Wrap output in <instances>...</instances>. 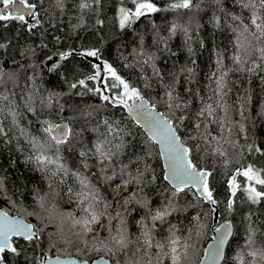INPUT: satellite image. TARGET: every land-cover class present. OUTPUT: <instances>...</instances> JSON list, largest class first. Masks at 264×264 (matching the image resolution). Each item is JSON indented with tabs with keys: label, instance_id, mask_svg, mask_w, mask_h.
<instances>
[{
	"label": "snow or ice",
	"instance_id": "obj_1",
	"mask_svg": "<svg viewBox=\"0 0 264 264\" xmlns=\"http://www.w3.org/2000/svg\"><path fill=\"white\" fill-rule=\"evenodd\" d=\"M38 3L42 5L44 0H0V20L20 21L31 32L41 24ZM216 3L220 4L221 0H216ZM235 3L242 12L246 10L248 15L245 22L243 15L230 14L233 22H236V26L231 29L234 33L228 56L231 67L224 64L223 52L217 51V71L211 74L215 87L209 85L211 94L199 97L201 106L195 111H192L190 101L177 90L180 83L179 73L186 71L191 74L192 70L181 68L179 73H171L169 82H165V74L157 65L160 57L156 52L143 49V36L139 38L141 50H134L136 56L141 58L138 63L141 64L143 83L139 86L121 76L107 61H102L99 48L80 53L98 61L93 65V75L87 78L98 80L102 85L94 91L104 101L127 109L132 122L143 131L144 139L139 143L142 155H137L135 160L129 159L128 164H120L119 172L116 171L120 157L133 147L132 141L126 140V137L135 139L131 130L122 127L120 122L104 121L102 125L92 128L91 131L96 136L89 146L83 141L82 133H73V129L67 124L40 121L45 139L27 137L33 154L26 159L34 163L38 171L45 173L49 191L44 195L37 194L38 211L20 210L28 216H36L40 224L37 226L27 223L22 217H10L7 211H0V264H7L8 252L20 255L14 238H22L38 247L45 236L49 244L48 252L62 244L64 253L71 248L79 254L80 259H62L61 254L52 257L42 251L41 258L33 257L34 264L37 261L38 264H90V260L92 264H164L165 260H170V264H196L194 257L197 241L206 235L208 225L205 221L217 213L215 205L218 203L214 197V188L210 185L214 169L205 167L200 163L201 159L209 156L214 160L216 157L223 158L227 168L230 162L229 148L240 155L244 152L249 155L253 152L264 155V149L254 145L241 146L236 139L242 135L246 137L244 121L248 119L245 113L247 101L234 109L226 100L231 91L230 73L264 72V0H235ZM94 4L99 5L100 0H81L78 7L83 11L91 9ZM54 6L63 12L65 0H54ZM173 7L191 9L193 0H182ZM158 11L161 9L151 0H132V7L122 6L119 9V26L121 29L129 28L140 17ZM29 20L33 22L30 23ZM214 23L219 27V18ZM82 24L83 17L80 24L73 28ZM97 24H103V21L97 20ZM178 29L187 35L186 27L172 24L169 37L164 38L157 34L153 43L161 46V52L167 51L170 55H176L171 52L168 39ZM55 39L59 41V37ZM188 51L191 53L192 49L189 48ZM25 54H34V51L24 49L21 56ZM71 55L72 52L59 54L61 60H66ZM144 65L151 68V77L144 74ZM5 76L15 88L16 78L12 73L0 72V85L7 83ZM153 80L162 89V94L158 92L155 97L150 93L146 95V90L153 89ZM31 82L33 87L27 93H20L19 101L14 91L0 92V140L11 143L9 134L13 126L18 127L21 107L24 111L35 114L37 102L42 111L45 107L50 108L57 97L56 93H49L47 97L40 96L35 81ZM77 83L86 86L85 79H80ZM70 87L76 88L77 84H71ZM185 95L194 93L191 89H186ZM161 107L165 111H161ZM233 112H238L241 120H234L231 115ZM258 115L264 118V111ZM7 120H10L11 126L6 125ZM20 131L24 134L23 129ZM77 144L81 145L82 150L77 153L79 164L73 170L64 162L63 152L72 151ZM153 155L164 158L165 172L162 179L171 188V199L166 206L158 209L149 207L151 201L144 194V189L156 181L155 171L147 162ZM140 163L144 165L142 170L139 166L134 172L129 170L131 165ZM93 168L96 171H91ZM110 170L111 175L108 174ZM148 176L151 177L150 180L147 179ZM238 177L244 180L242 189ZM68 179H73L75 183H68ZM101 182L107 185L104 192L99 186ZM228 184L231 193L227 202L229 212L233 210L236 193L240 190L246 194L251 204L259 205L264 202V168H257L251 163L243 170L237 168ZM3 187V178L0 177V189ZM105 192L108 194L105 195ZM188 193H192L198 202H208L213 207L209 212L197 211L191 217V226L184 229L189 233L187 237L178 234L182 230L169 223L168 235L157 238V222L161 225L168 223L167 217L173 212L184 211L174 201L181 194ZM57 198L72 207L69 210L63 209ZM132 202L147 209L145 216L136 221L139 235L130 231L127 220L128 205ZM252 215L249 213L246 217V237L244 245L234 257L236 264H264V247L255 246V238L260 229L252 220ZM50 225L55 226V233H45ZM212 230L216 233L212 237L215 242L204 250L200 264H223L224 247L233 235L232 221L225 220ZM53 236L57 238L55 241ZM91 253L101 255L97 260L89 255Z\"/></svg>",
	"mask_w": 264,
	"mask_h": 264
},
{
	"label": "trees",
	"instance_id": "obj_2",
	"mask_svg": "<svg viewBox=\"0 0 264 264\" xmlns=\"http://www.w3.org/2000/svg\"><path fill=\"white\" fill-rule=\"evenodd\" d=\"M30 2H38V0H30ZM80 2L81 0H65L63 12L55 8L54 0H44L42 5L38 3L37 10L41 24L31 32L20 21L0 20V72L12 73L16 78V86L13 88L11 81H7L5 76L7 83L0 85V92L14 91L19 101L20 93H27V90L33 87L31 81L34 80L36 87L40 90V96L47 97L49 93L57 94L50 108L45 107L41 111L37 102L35 114L26 112L21 107L22 114L18 117V127L13 126L9 134L11 143L0 140V177L3 178L4 183L3 189H0V207L10 213L24 216L37 226L40 222L36 216H28L20 210L38 211L37 194L44 195L49 191L45 173L38 171L35 164L26 159L33 154L27 137L45 139L40 121L49 120L58 123L68 120L73 133H82L83 141L89 146L96 136V133L91 131L92 128L102 125L104 121L120 122L122 127L131 130L135 139L126 137V140L132 141L133 147L127 149L120 157L116 171L119 172L120 164H128L129 159L135 160L137 155H142L139 143L144 139L143 131L132 122L123 106L104 101L102 96L94 91L97 88L95 80L87 79L93 74L94 64L86 57L77 54L78 51L99 48L103 59L108 61L121 76L139 86L143 83L141 64L138 63L141 58L136 56L134 50H141L139 38L143 36V49L156 52L160 57L157 65L165 74V82H169L171 73H179L181 68L192 70L191 74L186 71L179 73L180 83L177 90L190 101L191 109L195 111L201 106L199 97L211 94L210 84L213 88L215 87L211 74L217 71V51L223 52L224 64L231 67V61L228 59L234 37L231 29L236 26V22H233L230 14L243 15L245 22L248 15L246 10L241 11L235 0H221L220 4H217L216 0H193L191 9L173 7L182 0H151L161 11L142 16L131 27L121 29L119 9L122 6L132 7V0H100L99 5L94 4L91 9L83 11L78 7ZM81 17H83V24L73 28L74 25L80 24ZM217 18H219V27L214 23ZM97 20H102L103 24H97ZM29 22L32 23L30 20ZM172 24L182 25L188 29L187 35L178 29L176 34L168 39L169 48L176 55H170L167 51L161 52L159 50L161 46L153 43L157 34L168 38ZM56 37H59V41L55 39ZM189 48L192 49L191 53L188 51ZM24 49H32L34 54H25L22 57L21 52ZM64 52H72V55L66 60H61L59 54ZM143 68L144 74L151 77V68L147 65ZM80 79H85L86 86L77 83ZM74 83L77 87H70ZM229 87L231 91L226 100L234 109H237L245 100L247 101L245 113L248 119L244 121L246 137L243 135L236 137L238 144L254 145L264 149V118L258 115L264 111V72L230 73ZM186 89H191L194 95H185ZM158 92L162 94V89L153 80V89L146 90V95L150 93L155 97ZM160 110L165 111L162 107ZM231 115L234 120H241L238 112H233ZM86 122L87 129H85ZM5 123L11 126L10 120ZM21 129L24 130V134H21ZM79 150H82L81 145L77 144L72 151L63 152L64 162L73 170L79 164L77 154ZM200 155L203 157L202 153ZM228 159L230 162L227 168L223 158L216 157L214 160L209 156L200 161L205 167L214 169L210 185L214 188V197L218 203L215 205L217 213L209 216L205 221L208 225L206 235L197 241L194 257L196 264H200L206 244L212 237L215 218L218 219V223L231 220L234 226L223 264H236L234 257L244 245L248 224L246 217L249 213L253 214L252 220L260 229L255 238V246L264 247V202L259 205L251 204L246 194L240 190L236 193L233 210L231 212L227 210V202L231 196L228 181L232 173L237 168L243 170L249 163L257 168H264V155L258 152H253L251 155L244 152L240 155L229 148ZM147 162L155 171L156 181L144 189V194L151 201L149 207L162 208L171 199V188L168 182L162 179L164 168L161 156L153 155ZM137 166L141 170L144 167L143 163H140L131 165L129 170L134 172ZM91 171L96 169L93 168ZM108 174H112L111 170ZM147 179L150 180L151 177L148 176ZM237 179L242 189L244 180L241 177ZM68 183L74 184L75 181L68 179ZM99 186L102 192L107 188L103 182ZM107 194L105 192V195ZM57 199L63 209L69 210L72 207L60 198ZM174 204L185 210L173 212L167 217L168 223L161 225L157 222V238L168 235L169 223L182 230L178 234L187 237L189 233L184 229L191 226V217L196 215L197 211L209 212L213 207L208 202H198L192 193L181 194ZM128 209L129 229L135 235H139V226L136 221L145 216L147 209L136 202L130 203ZM55 232L56 228L53 225L45 229V233ZM56 239L53 236V241ZM14 242L20 250V255L6 253L7 264H34L33 257L41 258L42 251L47 255H74L80 258L79 254L71 248L64 253L62 244L59 248H52L51 252H48L47 236L38 247L22 238H14ZM89 255L95 259L101 254ZM164 264H170V260H165Z\"/></svg>",
	"mask_w": 264,
	"mask_h": 264
},
{
	"label": "water",
	"instance_id": "obj_3",
	"mask_svg": "<svg viewBox=\"0 0 264 264\" xmlns=\"http://www.w3.org/2000/svg\"><path fill=\"white\" fill-rule=\"evenodd\" d=\"M0 7H2V6H0ZM38 11V10H37ZM31 21V20H30ZM31 22H33V21H31ZM126 111H127V109H126ZM127 113H128V111H127ZM58 123H64V124H67L69 127H71L70 126V123H69V121L68 120H62V121H60V122H58ZM161 160H162V165H163V168H164V165H165V160H164V158L161 156ZM164 172H165V168H164ZM230 198H231V196H230ZM229 198V199H230ZM0 211H7V210H5V209H3V208H1L0 207ZM8 212V211H7ZM8 214H9V216L10 217H22L24 220H25V222H27V223H31V224H33L31 221H29L27 218H25L24 216H22V215H20V214H13V213H10V212H8ZM225 221V220H224ZM224 221H221L220 223H223ZM214 225H215V227L216 226H218L219 225V223H218V219L217 218H215L214 219ZM232 231L234 232V226H233V224H232ZM214 235H216V233L213 231L212 232V237L214 236ZM212 237H211V239L208 241V243L206 244V247H205V249H207L208 248V246L210 245V244H213L215 241L212 239ZM232 237V236H231ZM230 237V238H231ZM230 238H229V240H230ZM229 242V241H228ZM227 245H228V243L225 245V247H224V256H225V251H226V247H227ZM56 254H53V255H49V256H52V257H54ZM61 258L62 259H67V260H78V259H80V258H78L77 256H74V255H61ZM95 259H99V257H97V258H95ZM201 260H203V257H202V259ZM90 264H92V261L90 262Z\"/></svg>",
	"mask_w": 264,
	"mask_h": 264
},
{
	"label": "rangeland",
	"instance_id": "obj_4",
	"mask_svg": "<svg viewBox=\"0 0 264 264\" xmlns=\"http://www.w3.org/2000/svg\"><path fill=\"white\" fill-rule=\"evenodd\" d=\"M82 51H84V50H80V51H78V53L77 54H80ZM81 55V54H80ZM85 57V56H84ZM87 59H89L93 64H95L96 62H98L97 60H96V58H92V57H86ZM101 60L102 61H106L105 59H103L102 57H101ZM108 62V61H107ZM109 63V62H108ZM110 64V63H109ZM93 75V74H92ZM95 83H96V87H102V85L100 84V82L98 81V80H95Z\"/></svg>",
	"mask_w": 264,
	"mask_h": 264
},
{
	"label": "bare ground",
	"instance_id": "obj_5",
	"mask_svg": "<svg viewBox=\"0 0 264 264\" xmlns=\"http://www.w3.org/2000/svg\"><path fill=\"white\" fill-rule=\"evenodd\" d=\"M221 13V12H220ZM219 16H220V14H219ZM204 19H206V18H204ZM205 21V20H204ZM105 53V52H104ZM105 55V54H104ZM34 171V170H33ZM220 223V222H219Z\"/></svg>",
	"mask_w": 264,
	"mask_h": 264
}]
</instances>
